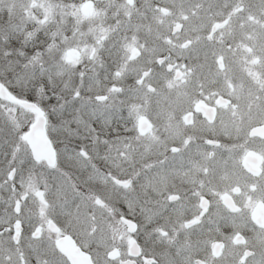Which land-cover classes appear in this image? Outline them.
I'll use <instances>...</instances> for the list:
<instances>
[{
  "label": "snow or ice",
  "instance_id": "obj_1",
  "mask_svg": "<svg viewBox=\"0 0 264 264\" xmlns=\"http://www.w3.org/2000/svg\"><path fill=\"white\" fill-rule=\"evenodd\" d=\"M0 264H264V0H0Z\"/></svg>",
  "mask_w": 264,
  "mask_h": 264
}]
</instances>
